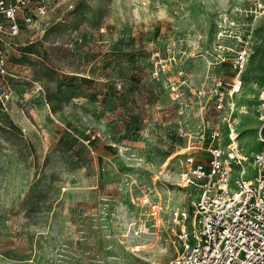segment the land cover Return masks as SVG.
<instances>
[{
	"label": "rangeland",
	"instance_id": "rangeland-1",
	"mask_svg": "<svg viewBox=\"0 0 264 264\" xmlns=\"http://www.w3.org/2000/svg\"><path fill=\"white\" fill-rule=\"evenodd\" d=\"M36 2L0 106V264H166L172 236L142 197L190 213L198 192L179 186L180 160L206 143L201 131L223 126L211 103L171 99L167 79L230 80L216 35L234 22L249 48L233 96L237 143L249 156L264 149V0H40L41 14ZM232 35L223 38L236 50ZM154 51L169 58L167 73L154 74ZM254 174L245 165L243 177ZM140 222L148 230L135 234Z\"/></svg>",
	"mask_w": 264,
	"mask_h": 264
},
{
	"label": "built area",
	"instance_id": "built-area-1",
	"mask_svg": "<svg viewBox=\"0 0 264 264\" xmlns=\"http://www.w3.org/2000/svg\"><path fill=\"white\" fill-rule=\"evenodd\" d=\"M36 1L34 12L41 14L44 12L43 3ZM32 2L0 0V106L4 110L11 97L10 79L15 77L7 66L8 55L15 44L20 23L32 20V15L27 13ZM232 24L236 27L230 21L216 35L218 62L224 64L228 60L226 63L234 72L230 80L222 76L210 77L207 83L191 88L182 71L178 72L179 78L167 79L171 99L185 101L187 95H193L196 100L211 103L219 111L223 126L215 124L206 133L201 131L198 137L201 140L206 138V143L188 146L193 151L187 152L180 160L179 186H192L198 192L197 198L189 200L190 213L172 207L167 201L142 197L148 215L160 220L162 214L166 231L172 236L174 254L166 264H264V149L249 156L237 143L233 96L241 87V74L249 58V48L248 40L237 31L234 33ZM231 33L239 43L236 50L224 41ZM229 51L233 52L230 57L221 55ZM153 56L158 64L154 74L167 73L169 58L161 57L159 51H154ZM260 110L257 118L264 125V99ZM261 125L257 138L264 142ZM224 126L227 142L222 148L219 141ZM249 163L255 171L253 179L243 177L244 167ZM232 166L240 168V175L233 179L234 187L230 186ZM147 230L148 226L140 222L134 233Z\"/></svg>",
	"mask_w": 264,
	"mask_h": 264
},
{
	"label": "bare ground",
	"instance_id": "bare-ground-1",
	"mask_svg": "<svg viewBox=\"0 0 264 264\" xmlns=\"http://www.w3.org/2000/svg\"><path fill=\"white\" fill-rule=\"evenodd\" d=\"M238 133V131L236 132V134ZM171 242H172V239H171Z\"/></svg>",
	"mask_w": 264,
	"mask_h": 264
},
{
	"label": "crops",
	"instance_id": "crops-1",
	"mask_svg": "<svg viewBox=\"0 0 264 264\" xmlns=\"http://www.w3.org/2000/svg\"><path fill=\"white\" fill-rule=\"evenodd\" d=\"M167 201V200H166ZM168 202V201H167ZM169 203V202H168Z\"/></svg>",
	"mask_w": 264,
	"mask_h": 264
}]
</instances>
